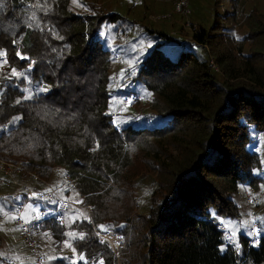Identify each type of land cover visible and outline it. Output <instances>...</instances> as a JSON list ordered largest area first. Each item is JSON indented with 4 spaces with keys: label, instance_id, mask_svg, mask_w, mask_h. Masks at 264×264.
<instances>
[{
    "label": "trees",
    "instance_id": "16d2710c",
    "mask_svg": "<svg viewBox=\"0 0 264 264\" xmlns=\"http://www.w3.org/2000/svg\"><path fill=\"white\" fill-rule=\"evenodd\" d=\"M96 2L0 0V159L23 168L19 183L41 188L35 174L91 208L89 218L69 206L60 223L55 201L34 199L44 215L28 220L38 251L51 264H115L94 233L102 225L124 236L122 264H264V231L249 246L235 201L264 176L252 144L264 132V0H229L227 15L213 0L193 43L134 18L153 11L147 0L111 12ZM133 45L143 54L128 67ZM20 193L0 184V222L25 201ZM222 226L235 232L239 260ZM2 239L0 226V264H18Z\"/></svg>",
    "mask_w": 264,
    "mask_h": 264
},
{
    "label": "rangeland",
    "instance_id": "374dc122",
    "mask_svg": "<svg viewBox=\"0 0 264 264\" xmlns=\"http://www.w3.org/2000/svg\"><path fill=\"white\" fill-rule=\"evenodd\" d=\"M99 3L98 5H105L108 6V10L111 12L113 9H119L123 6L122 2L123 0H97ZM177 0H147V4L151 7L153 10L152 12H148L146 14V20L143 22V17L140 16L139 13L134 14V18H137L138 20H141L142 24H145L149 26V28H152L153 30H162L166 33H168L172 37L178 38L182 42H188L191 40L192 32H194V27L197 29V16L200 18V16L203 14L205 18H207V21L210 24V15L208 11L212 8V1L213 0H188L187 4L184 7V10H182L179 13H176L174 11L175 4ZM126 4V2H124ZM218 5V11L221 15L228 14L229 13V0H217ZM168 4H171L170 6ZM166 6V7H164ZM160 8L159 11H157V8ZM193 9L196 10L199 15H194ZM137 12H140L138 9ZM195 12V11H194ZM132 20V19H131ZM231 28V27H229ZM233 35L235 38L242 37L244 34L243 31L237 30V28H233ZM226 30V29H225ZM229 30V29H227ZM127 38L129 40L132 38V34H128ZM109 44H112V40H108ZM151 41L144 42V49H148L151 47ZM138 49L133 45L132 49L129 50L128 56L130 60H128L126 63L128 67H131L134 64V58L140 56L143 54V51H139ZM165 53H167L168 57L171 61H175L178 57V54L180 52V49L176 47L175 45H171L166 47ZM115 54V52H114ZM115 70H114V78L115 81H117V77L115 76L120 71V64L122 63L121 55L115 54ZM8 68V67H6ZM217 70V69H216ZM43 88H47L48 90L50 87L43 86ZM123 101L124 108L129 109L128 111H133L134 108L132 107L133 103L131 102H125ZM252 144L254 151H256L260 158H261V171H264V132L261 134H252ZM61 172V171H60ZM63 173V172H62ZM260 176V182L258 186L255 188H240L237 191V194L235 195V201L237 203V208L240 210V217L239 219V225L240 230L244 236H246L248 239L251 238V225H252V214H256V220L259 224L260 228V234L264 231V183L263 174H259ZM245 194L253 195L257 200L256 205L247 204L245 202ZM78 196H75L73 198H76ZM72 198V199H73ZM20 206L24 202H18ZM85 201H83V205H85ZM41 212L40 207L37 204L27 202L25 204V207L23 209L22 215H26L27 219L30 220L33 217L41 218ZM3 217L5 219L0 222L1 231L3 235L2 242L4 243L5 247L10 249L12 254L15 257H19V259H14L18 264H33V256L31 253L30 248L28 245L24 242L22 237H20V231L15 225V219H10L9 217H16V215L6 214ZM260 218V219H257ZM226 225V224H225ZM227 226V225H226ZM106 232V231H104ZM235 237V236H234ZM259 237V236H258ZM257 237V239H258ZM97 238V237H96ZM98 242L99 239L97 238ZM100 243V242H99ZM102 244V242H101ZM105 245V244H104ZM37 248V247H36ZM62 249V248H61ZM43 257V256H42ZM44 261H46L47 264H51V261L46 260L45 257H43ZM121 255L119 254V258L116 260L115 264H122L120 262Z\"/></svg>",
    "mask_w": 264,
    "mask_h": 264
},
{
    "label": "built area",
    "instance_id": "2783aa9c",
    "mask_svg": "<svg viewBox=\"0 0 264 264\" xmlns=\"http://www.w3.org/2000/svg\"><path fill=\"white\" fill-rule=\"evenodd\" d=\"M187 2L188 0H177L174 11H176V13H179L182 10H184V7L187 4ZM196 31L197 29L196 27H194V32H192V35L195 34ZM192 35H191V40L186 43H193ZM135 100H136L135 97H130L127 100H125V102L132 103ZM22 173H23V168L20 165H16L12 162H8L0 159V184L19 187L21 189L20 196L21 194H23V197L25 198L24 203L18 207V210L15 213L16 225L20 229V237H22L24 242L30 248L33 256V263L45 264L42 255L36 248L35 243L30 238V232L34 229L35 225L30 223H25L24 219H20L25 204L27 202H32L36 198H39L41 200L44 199L49 201H55L57 208L55 219L60 223H62L63 221L62 212L66 210L69 206L86 210L89 215V218H90L91 208L90 206L83 205V201H85L84 196H78L76 198L68 199V200L62 199L56 187H54L50 182L42 180L35 174H29V177L33 181L41 183L42 185L41 188H33L28 185L19 183L15 176L21 175ZM65 180H66V184L71 190L75 189V185L70 180L68 175H65ZM263 183H264V179H263ZM76 201H82V203H77ZM246 201L251 205H256L258 200L254 196L250 194H246ZM41 218H44L43 214H41ZM0 219H2V217H0ZM251 219H252V225L250 230L251 238H250L249 246L251 244L255 245L257 243V237L259 236L260 233L259 224L257 223L256 220V214H252ZM221 229L224 232L225 245L230 247L236 259L239 260L241 258V247L239 243L232 236V233L229 232L225 227L222 226ZM94 233L96 237L99 239V242L101 243V241H103L102 244H105L109 248V250L113 253L114 257L117 260L119 258L120 251L125 247L124 236L119 233H114L110 230H107L106 232H98L94 229ZM97 233H99V235H97ZM237 244L239 245L238 248H237Z\"/></svg>",
    "mask_w": 264,
    "mask_h": 264
},
{
    "label": "snow or ice",
    "instance_id": "6c2138e0",
    "mask_svg": "<svg viewBox=\"0 0 264 264\" xmlns=\"http://www.w3.org/2000/svg\"><path fill=\"white\" fill-rule=\"evenodd\" d=\"M237 39H239V37H237ZM0 54H2V53H0ZM17 55L18 56H20V53H17ZM21 59H27V57H24V56H21ZM12 75H17V73L15 72V71H13V73H12ZM40 91H47L48 89L47 88H43V89H39ZM29 98H31V96L29 95L28 97H25V99H29ZM20 101H17V103H19ZM19 119V117H14L13 118V120H18ZM97 147H99V145H97ZM61 174H63V173H61ZM35 195V194H34ZM77 203H82V201H76ZM215 215V214H214ZM10 219H15L16 217H9ZM20 219H24L25 220V223H28L29 221H28V219H27V217H26V215H22L21 217H20ZM85 219H87V217H85ZM257 219H260V218H257ZM98 227H100L101 228V230H103V231H107L108 229L105 227V226H98ZM70 237H72L73 239H76V238H79L80 240H83V239H85V234L84 233H75V232H72V233H69L68 234ZM97 235H99V233H97ZM232 236L234 237L235 236V232H233L232 233ZM229 239H231V238H229ZM101 242H103V241H101ZM65 247H70V248H72V251H73V254L75 255L76 254V249L74 248V247H72V245L68 242V241H65ZM239 247V245L237 244V248ZM221 251H223V248H221ZM0 255H3L2 253H0ZM14 259H19V257H15ZM49 259H54V257H49ZM79 259L80 260H84V255L81 253V254H79ZM72 264H76V261L75 260H73L72 261ZM99 264H104V262H103V260H101L100 262H99Z\"/></svg>",
    "mask_w": 264,
    "mask_h": 264
},
{
    "label": "crops",
    "instance_id": "0c3cea01",
    "mask_svg": "<svg viewBox=\"0 0 264 264\" xmlns=\"http://www.w3.org/2000/svg\"><path fill=\"white\" fill-rule=\"evenodd\" d=\"M15 225H16V220H15ZM17 226V225H16ZM18 228V227H17Z\"/></svg>",
    "mask_w": 264,
    "mask_h": 264
}]
</instances>
